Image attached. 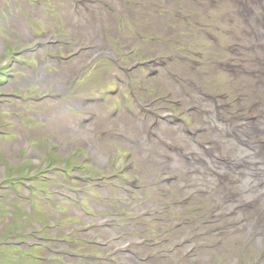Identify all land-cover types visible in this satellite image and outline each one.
I'll return each mask as SVG.
<instances>
[{"label": "rangeland", "instance_id": "rangeland-1", "mask_svg": "<svg viewBox=\"0 0 264 264\" xmlns=\"http://www.w3.org/2000/svg\"><path fill=\"white\" fill-rule=\"evenodd\" d=\"M2 1V0H1ZM48 4H49V9L48 11H42V10H33V12L35 13V16H41L44 18V22L45 25L47 27V30L50 31V25L53 22H57L60 21L61 23H63V26L66 31H68L69 37L71 38V40L75 43H80L82 42V38H84L85 40L89 39L92 37V35L95 32V28H96V22L94 20V18L96 16L100 17L103 22H106L109 25H112V22L110 20L109 17H107L105 14L101 13L100 11H93L92 17H91V21L89 24H87L84 28L86 31H88L89 34L84 35L82 34V28H80V24L79 22H74L72 20V16L70 15L69 11H68V7L65 3L64 0H47ZM12 16L9 17V22L6 25V27H12V26H16L19 28L20 33L17 32H9L7 33L9 39L11 41L15 40L16 43L13 44L15 45V47L17 49H20L23 41L24 42H31L32 41V37L30 34V30L25 27V23L22 19H16L14 18V12L11 11ZM129 16H135V13L129 14ZM73 24H77L79 27H77V31L78 33L75 32V29L73 28ZM92 34H90V32ZM116 33V32H115ZM3 35H6L4 32H2ZM117 34V33H116ZM6 35V36H7ZM118 37L120 38L121 41H123L124 43H128L129 42V38L127 37L126 33H120L117 34ZM45 36V34H41V38H43ZM40 70V68H39ZM107 76H109V74H107ZM66 81V75L63 74V76L59 79V82H61L63 85L65 84ZM63 112V107L59 106V105H54L53 109H52V115L50 116V118L47 120V122L49 121H53V124H55V127L58 130V133L56 134V136L58 137L59 141H60V148L62 149V144L64 145V149L66 146H70L73 143H81L84 144V140L82 139V137H80V129H75L72 128L67 122L62 120V115L61 113ZM122 114H125V112H122ZM36 115H39L40 117H47L48 113L47 112H41L39 111ZM1 121L4 124H7L6 119L4 118L3 120L1 119ZM10 122L14 125H16L15 120H10ZM118 120L116 122H112V123H117ZM64 134V136L62 137V135ZM93 141V139H91ZM11 147H8L7 151L10 149ZM3 150V149H2ZM12 151V150H11ZM65 150L61 151V153H64ZM70 157H73V153L69 154ZM10 159L15 158V154L11 153L9 155H7ZM55 157H60V154H55ZM143 161H145V158H143ZM147 162V160H146ZM36 166L40 167V164L37 163L35 164ZM51 186V185H50ZM52 190V189H51ZM50 190V191H51ZM43 192H41L42 194ZM39 193H37L38 195ZM42 197V196H41ZM39 200H37L36 202H39ZM92 203V202H91ZM85 204H87L88 206V202L85 201ZM93 205V204H92ZM66 214H68L69 219L71 222H73L72 224H74L75 222L79 221L76 217H75V212L74 211H78L76 209V207L73 204H69L67 205V207L63 210ZM45 215H48V212L44 213ZM24 264H32L29 262H25Z\"/></svg>", "mask_w": 264, "mask_h": 264}, {"label": "bare ground", "instance_id": "bare-ground-1", "mask_svg": "<svg viewBox=\"0 0 264 264\" xmlns=\"http://www.w3.org/2000/svg\"><path fill=\"white\" fill-rule=\"evenodd\" d=\"M119 124L124 125V126H128V125H126V124H123L122 122H119Z\"/></svg>", "mask_w": 264, "mask_h": 264}]
</instances>
